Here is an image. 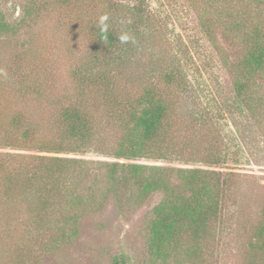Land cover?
<instances>
[{
    "label": "trees",
    "instance_id": "16d2710c",
    "mask_svg": "<svg viewBox=\"0 0 264 264\" xmlns=\"http://www.w3.org/2000/svg\"><path fill=\"white\" fill-rule=\"evenodd\" d=\"M41 1L19 26L0 21L5 38L31 30L23 50L0 52V149L38 153L0 152V253L23 264L41 248L38 237L72 238L112 200L143 217L158 261L218 264L239 175L211 169L227 159L228 143L200 104L188 103L189 75L158 19L109 0ZM188 1L219 53L207 9L223 10L221 29L244 45L232 70L235 108L264 144V0ZM53 14L50 33L33 37L34 20ZM88 154L115 161L79 157ZM243 228L244 264H264V201ZM113 264L132 263L121 255Z\"/></svg>",
    "mask_w": 264,
    "mask_h": 264
},
{
    "label": "rangeland",
    "instance_id": "374dc122",
    "mask_svg": "<svg viewBox=\"0 0 264 264\" xmlns=\"http://www.w3.org/2000/svg\"><path fill=\"white\" fill-rule=\"evenodd\" d=\"M109 1L113 5L140 6L158 19L159 27L169 37L168 40L175 53L181 57L189 75L190 90L193 92L188 95L190 97L188 103L198 102L207 116L213 120L221 136L225 137L228 143V157L222 164L211 169L236 173L239 176L236 177L233 194L225 203L216 256L218 264H244V238H241L243 225L246 227L255 220L264 201V144L260 141L261 137L248 115L235 108L232 70L245 53L244 45L235 37H227L223 32L219 25V20L223 19V10L218 8L207 10L208 18L215 27L216 43L221 49L220 53L206 35L197 12L188 0ZM40 3L44 1L0 0V21L19 26L27 20V9L34 7L39 12ZM53 16L55 15H45L40 25L39 19L38 21L33 19L35 22L32 29L33 37L39 40V33H50L52 26L57 23ZM26 30H20L9 38L0 34V52L4 55L12 49L23 50L24 43L31 33V30L29 33ZM259 83L264 88V79ZM0 152L38 154L10 149H0ZM79 157L115 161L93 154ZM141 163L209 168L200 164L184 165L178 162L168 164L141 161ZM147 238L148 228L143 217L133 210L121 213L116 203L110 200L102 213L83 218L76 236L61 239L51 233L38 237L37 242L39 245L40 241L41 248L33 247L28 261L23 264H113V258L121 255L127 256L132 264H163L150 255ZM4 252L0 253L3 256L0 264H20L10 261L6 257V251Z\"/></svg>",
    "mask_w": 264,
    "mask_h": 264
}]
</instances>
